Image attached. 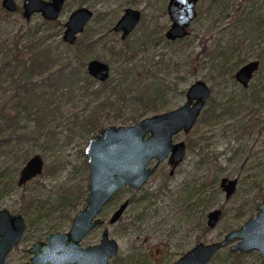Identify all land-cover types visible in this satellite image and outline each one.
<instances>
[{
    "label": "rangeland",
    "instance_id": "obj_1",
    "mask_svg": "<svg viewBox=\"0 0 264 264\" xmlns=\"http://www.w3.org/2000/svg\"><path fill=\"white\" fill-rule=\"evenodd\" d=\"M168 1L66 0L60 17L55 20L45 18L41 12H34L27 19L23 0H17V10L0 12V44L11 43L22 31L26 35L43 32L40 35L49 34L48 41L69 56L71 49L62 36L65 25L57 20L64 23L74 8L90 6L94 14L78 37L89 30L95 32L94 37H104L87 52L86 61L91 57L108 61L112 67L111 81L123 77L125 58L119 57L118 51L125 41L143 40L145 32L155 28V35L164 36L156 42L149 41L150 53L161 52L157 57L167 64L157 66L156 72L170 84L161 98L162 110L183 103L187 87L199 77L212 86V95L204 108L216 102L217 114L207 124L201 119L203 108L190 132L175 135L176 140L183 138L188 142L186 158L176 172L169 173L170 166L165 160L141 188L121 187L105 206L102 215L106 222L83 239V244L99 241L102 227L107 224L119 242V250L110 264H170L195 242L218 240L240 226L257 213L256 204L264 197V0H200L189 32L175 42L165 35L171 24ZM128 5L141 8L142 17L123 39L121 32L112 30L111 26ZM149 54L140 51L138 58ZM252 58H259L261 63L249 85L244 86L234 72ZM73 64L78 65V60L74 58ZM85 68L87 64L83 72ZM96 82L97 87L102 86L99 80ZM64 106L67 108V103ZM80 107H84L82 101L77 109ZM126 110L130 115L131 110ZM57 119L50 127L54 133L52 145H45L44 135L38 137L37 126L32 121L21 131V140L8 147L9 151L0 148V167L8 168L0 172V207L22 212L26 218L25 232L9 251L4 264H23L29 260L33 242L46 239L50 231L68 229L72 216L86 203V197L80 194L71 201L64 199L63 189L72 184L88 186L89 166L82 149L89 136L82 134L80 126H74L72 116L65 114ZM132 122L129 118L115 123ZM26 152L28 157L40 152L45 167L25 185H19L17 179L27 160ZM18 164H21L19 168ZM48 165L58 167L48 172ZM223 176L238 178L237 187L229 197L220 185ZM164 182L166 186L161 187ZM126 197H131L132 202L117 221L110 223L111 212ZM32 201L34 204L24 210ZM217 206L223 208V215L210 227L207 214ZM157 247L163 252H157ZM206 264L262 262L258 250L240 253L231 250L228 244Z\"/></svg>",
    "mask_w": 264,
    "mask_h": 264
},
{
    "label": "water",
    "instance_id": "obj_2",
    "mask_svg": "<svg viewBox=\"0 0 264 264\" xmlns=\"http://www.w3.org/2000/svg\"><path fill=\"white\" fill-rule=\"evenodd\" d=\"M66 0H23V14L30 18L34 12H41L50 20L60 17ZM198 0H169L167 4L171 24L165 31L169 39L184 37L197 14ZM2 5L14 11L17 0H2ZM94 14L93 8L83 4L74 8L64 21L63 39L74 43ZM142 17L139 7L128 5L112 25L121 30L126 38ZM260 60L251 59L242 64L235 77L244 85L249 84ZM89 73L98 80H107L112 72L111 64L101 58L91 57L87 61ZM212 92L209 82L199 77L186 90V100L176 107L147 114L132 123H108L100 131L91 134L84 151L89 166V193L85 205L73 217L71 226L65 231H51L46 239L36 240L29 250L33 253L24 264H108L119 248L118 240L111 237L105 228L99 242L82 245L85 235L104 219L99 216L104 205L123 185L140 187L155 171L158 164L168 158L171 172L186 154V140H175L180 131L189 132L194 126ZM155 159L154 164L151 161ZM45 159L40 152L32 154L19 171L21 185L43 172ZM237 177L223 176L221 185L227 197L235 191ZM128 204L125 200L112 215L115 221ZM257 213L249 217L240 227L229 230L219 240L198 241L172 264H206L221 247L231 243L232 250L258 249L264 264V198L257 204ZM223 214L221 207L208 213V223L214 227ZM23 213L12 212L0 207V264H4L11 248L16 245L25 231Z\"/></svg>",
    "mask_w": 264,
    "mask_h": 264
},
{
    "label": "trees",
    "instance_id": "obj_3",
    "mask_svg": "<svg viewBox=\"0 0 264 264\" xmlns=\"http://www.w3.org/2000/svg\"><path fill=\"white\" fill-rule=\"evenodd\" d=\"M0 12L9 13L2 3ZM57 22L64 24L60 19ZM154 30L155 28L152 32H145L143 40L137 39L131 43L125 41V45L118 51L119 57L125 58L123 77L117 81H100V87L96 86L98 79L88 69L85 68L83 72L87 64V52L104 39L103 36L94 37V31L84 32L74 43L65 42L71 49L69 56H65L56 44L48 41L49 34L40 35L43 32L39 35H26L22 31L12 38L11 43L0 44L1 150L7 152L11 149L8 147L21 140V131L32 121L37 126L38 137L44 135L45 145L48 147L54 143V133L50 127L57 118L65 114L72 116L74 126H80L82 134L90 136L108 123L120 120L126 122L129 118L134 122L150 110L162 111L164 104L161 98L170 84L164 76L159 75V71L156 72L157 66L167 64L166 61L163 64L157 57L161 52L150 53L149 41L156 42L164 36L158 37L153 33ZM140 51L150 54L145 58H138ZM74 58L78 60V65L73 64ZM79 101L83 102L84 107L77 109ZM66 103L67 108L64 106ZM127 108L131 110L130 115L127 114ZM216 114L217 103L212 102L204 108L201 119L209 124ZM24 154L28 159V152ZM85 162L88 165L87 157ZM20 165L16 167L19 168ZM56 167L58 166L48 165L46 170L51 172ZM5 168L0 167V172H5ZM63 191L64 199L71 201L79 194L87 199L89 188L82 184H72ZM33 204L32 201L24 210H28Z\"/></svg>",
    "mask_w": 264,
    "mask_h": 264
},
{
    "label": "flooded vegetation",
    "instance_id": "obj_4",
    "mask_svg": "<svg viewBox=\"0 0 264 264\" xmlns=\"http://www.w3.org/2000/svg\"><path fill=\"white\" fill-rule=\"evenodd\" d=\"M199 1H200V0H198V1L196 2V10H197V3H198ZM197 14H198V10H197ZM197 14H196V16H197ZM196 16H195V17H196ZM195 17H194V18H195ZM194 18H193V20H194ZM111 29H112V26H111ZM112 30H114V29H112ZM115 31H116V30H115ZM120 32H121V30H120ZM165 35H166V34H165ZM127 37H128V36H127ZM166 37H167V36H166ZM123 39H125V38H123ZM177 39H179V38H177ZM171 40H172V39H171ZM175 40H176V39H175ZM252 59H259V58H252ZM250 60H251V59H250ZM259 60H260V59H259ZM248 61H249V60H248ZM246 62H247V61H246ZM260 63H261V62H260ZM243 64H244V63H243ZM240 66H241V65H240ZM240 66H239V67H240ZM239 67H238V68H239ZM238 68H237V69H238ZM237 69H236V70H237ZM235 72H236V71H235ZM235 72H234V75H235ZM254 73H255V72H254ZM253 75H254V74H253ZM110 76H111V75H110ZM109 78H110V77H109ZM109 78H108V79H109ZM237 80H238V79H237ZM99 81H101V80H99ZM104 81H105V80H104ZM240 82H241V81H240ZM249 82H250V81H249ZM241 83H242V82H241ZM242 84H243V83H242ZM243 85H244V84H243ZM248 85H249V84L244 85V86H248ZM211 87H212V86H211ZM211 95H212V92H211ZM211 95H210V97H211ZM210 97H209V98H210ZM208 100H209V99H208ZM202 110H203V109H202ZM201 112H202V111H201ZM200 114H201V113H200ZM195 123H196V122H195ZM194 125H195V124H194ZM192 128H193V127H192ZM182 131H183V130H182ZM182 131H180V132H182ZM190 131H191V130H190ZM190 131H189V132H190ZM180 132H179V133H180ZM177 134H178V133H177ZM174 138H175V137H174ZM175 140H176V139H175ZM185 140H186V139H185ZM186 145H187V147H186V154H187V148H188V142H187V140H186ZM186 154H185V157L183 158V160H182V161H181V162L175 167L174 172H171V167H172V166H171V164H170L168 158H165V159L162 160L161 162H163V161L166 160L167 163H168V165L170 166L169 173H170V174H173V173L176 172V170H177V168L179 167V165H180V164L184 161V159L186 158ZM154 162H155V159H153V160L151 161V164H154ZM161 162H160V163H161ZM160 163L158 164L157 168L159 167ZM44 167H45V166H44ZM157 168L155 169V171L157 170ZM155 171H154V172H155ZM154 172H153V173H154ZM153 173L150 175V177L153 175ZM33 178H34V177H33ZM30 180H31V179H30ZM30 180H29V181H30ZM27 182H28V181H27ZM27 182H25V183H23V184H21V185H24V184H26ZM18 184H19V183H18ZM19 185H20V184H19ZM126 185H128V184H126ZM220 185H221V180H220ZM123 186H124V185H123ZM123 186H121V187H123ZM129 186H130L131 188H136V189L142 187V185H141L140 187H134V186H132V185H129ZM164 186H166V182H164V183L161 184V187H164ZM221 186H222V185H221ZM121 187H120V188H121ZM120 188L114 193V195L112 196V198L116 195V193L120 190ZM226 196H227V195H226ZM112 198H111V199H112ZM263 198H264V197H263ZM111 199H110V200H111ZM110 200H109V201H110ZM125 200H128V204H127V206L125 207V209H126V208L128 207V205L132 202V198H131V197H126L123 201H121V202H120V203L114 208V210L111 212V214H110V216H109V221H110V223L117 221V220L123 215L125 209L123 210V212L121 213V215L118 217V219H116L115 221H111V217H112V215L116 212V210L120 207V205H121ZM262 200H263V199H262ZM109 201H108V202H109ZM260 201H261V200H260ZM260 201H259V202H260ZM108 202L104 205L103 209H102V210L100 211V213H99V216H101V217L104 219L103 223H101V224H99V225H102V224H104V223L106 222V219H105V217H104L102 214H103V211H104V209H105V206L108 204ZM257 204H258V203H257ZM257 204H256V207H257ZM84 205H85V204H84ZM84 205H83V206H84ZM217 207H218V206H217ZM81 208H82V207H81ZM214 208H215V207H214ZM221 208H222V207H221ZM79 209H80V208H79ZM79 209H78V210H79ZM212 209H213V208H212ZM212 209H210V210H212ZM222 209H223V208H222ZM78 210H77V211H78ZM210 210H209V211H210ZM11 211H12V210H11ZM77 211H76V212H77ZM209 211H208V213H209ZM12 212H13V211H12ZM21 213H22V212H21ZM75 214H76V213H75ZM75 214H74V215H75ZM23 215H24V214H23ZM74 215L72 216V220H73ZM222 215H223V214H222ZM255 215H256V214H255ZM252 216H254V215H252ZM24 217H25V216H24ZM221 217H222V216H221ZM250 217H251V216H250ZM248 218H249V217H248ZM248 218H247V219H248ZM247 219H246V220H247ZM72 220H71V223H72ZM246 220H245V221H246ZM25 221H26V218H25ZM245 221H244V222H245ZM244 222H243V223H244ZM207 223H208V214H207ZM243 223H242V224H243ZM242 224H241V225H242ZM99 225H97V226H99ZM208 225H209V223H208ZM241 225H240V226H241ZM70 226H71V225H70ZM97 226H96V227H97ZM209 226H210V225H209ZM240 226H238V227H240ZM210 227H212V226H210ZM69 228H70V227H69ZM69 228H68V229H69ZM94 228H95V227H94ZM94 228H93V229H94ZM105 228H108V229H109V234H110V236H111V237H114V236L111 235L110 228L107 226V224H105V225L102 227V234H103V231H104ZM234 228H236V227H234ZM25 229H26V227H25ZM68 229H66V230H68ZM93 229H91L90 231H92ZM232 229H233V228H232ZM230 230H231V229H230ZM55 231H65V230H55ZM90 231H89V232H90ZM24 232H25V231H24ZM50 232H51V231H50ZM89 232H88V233H89ZM227 232H228V231H227ZM88 233H87V234H88ZM23 234H24V233H23ZM87 234H86V235H87ZM86 235H85V236H86ZM224 236H225V235H224ZM224 236H223V237H224ZM101 237H102V235H101ZM101 237H100V239H101ZM223 237H222V238H223ZM21 238H22V237H21ZM84 238H85V237H84ZM84 238H83V239H84ZM83 239H82V241H83ZM100 239H99V241H100ZM220 239H221V238H220ZM20 240H21V239H20ZM37 240H42V239H37ZM218 240H219V239H218ZM35 241H36V240H35ZM35 241H34V242H35ZM82 241H81L82 245H87V244H83ZM99 241H97V242H99ZM200 241H203V240H200ZM213 241H215V240H213ZM19 242H20V241H19ZM19 242H18V243H19ZM34 242H33V243H34ZM197 242H198V241H197ZM197 242H195L193 245H195ZM205 242H206V241H205ZM209 242H210V241H209ZM18 243H17V244H18ZM94 243H95V242H94ZM118 243H119V242H118ZM88 244H91V243H88ZM229 244H230V249H231V243H229ZM193 245H191L189 248H191ZM227 245H228V244H227ZM14 246H15V245H14ZM14 246H13V247H14ZM31 246H32V245H31ZM31 246H30V247H31ZM225 246H226V245H225ZM13 247H12V248H13ZM30 247H29V248H30ZM12 248H11V249H12ZM189 248L185 249L182 253L179 254V256H181L183 253H185V251H187ZM221 248H222V247H221ZM253 249H255V248H253ZM253 249H250V250H253ZM118 250H119V248H118ZM118 250H117V252H118ZM218 250H219V249H218ZM218 250H217V251H218ZM231 250H232V249H231ZM256 250H258V249H256ZM29 251H30V250H29ZM156 251H157V252H163V251L161 250V247H157ZM217 251H216V252H217ZM233 251H239L240 253H241V252H244V251H242V250H233ZM247 251H249V250H247ZM258 251H259V250H258ZM30 252H31V251H30ZM117 252H116V253L110 258L108 264L111 263L112 258L117 254ZM216 252H215V253H216ZM8 253H9V252H8ZM31 253H32V252H31ZM7 255H8V254H7ZM32 255H33V253H32ZM32 255H31V256H32ZM179 256H178V257H179ZM6 257H7V256H6ZM178 257L174 258V259L170 262V264H172V263H173ZM30 258H31V257H30ZM5 260H6V259H5ZM29 260H30V259H29ZM209 260H210V259H209ZM27 261H28V260H27ZM207 262H208V261H207ZM261 262H262V256H261ZM4 263H5V261H4ZM24 263H25V262H24ZM24 263H23V264H24Z\"/></svg>",
    "mask_w": 264,
    "mask_h": 264
}]
</instances>
